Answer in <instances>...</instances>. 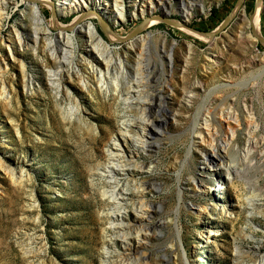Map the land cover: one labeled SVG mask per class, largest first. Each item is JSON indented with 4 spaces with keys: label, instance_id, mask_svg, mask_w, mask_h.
<instances>
[{
    "label": "rangeland",
    "instance_id": "obj_1",
    "mask_svg": "<svg viewBox=\"0 0 264 264\" xmlns=\"http://www.w3.org/2000/svg\"><path fill=\"white\" fill-rule=\"evenodd\" d=\"M17 1L19 6H9L11 17L2 23L4 40L14 27L26 38L21 16L25 5ZM122 1L127 18L121 23L113 25L94 0L86 2L83 14L91 15L87 20L104 38L116 34L117 47L134 36L156 33L144 58L149 81L143 97L165 96L161 89L170 83L171 71L174 82H179L178 96L169 95L165 101L155 96L146 113L156 127L147 136L149 146L139 161L156 169L152 175L140 173L139 178L155 179V187L146 194L160 205L147 222L152 233L148 243L138 253L126 252L129 262L132 258V264H264V45L249 25L257 9L255 0H164L163 7L151 15L133 19L129 14L134 8L128 0ZM36 3L56 34L52 20L57 0ZM182 3L193 5L186 22L179 13ZM200 4L203 12L198 10ZM259 7L257 36L264 37V0ZM78 14L80 10L60 17V22L67 25ZM150 17L158 22L131 35ZM225 18L227 22L219 28ZM215 29L214 38L199 33ZM160 35L166 40L162 42ZM19 57L27 71L35 74L37 86L43 76L34 67V57L21 50ZM12 66L7 69L12 87L9 104L0 99V160L25 174L14 182L0 167V264H103L102 200L91 173L117 134L123 106L115 103L113 91L95 95L83 91L79 110L89 126L67 122L54 92L41 88L29 94L21 85L19 67ZM204 122L216 130V148L225 145L227 125L236 131L225 153L234 183L209 194V199L200 195L198 183L190 179L205 180L201 152L195 148L199 146L196 133ZM246 147L250 152L243 159ZM190 148L193 154L188 157ZM201 206L208 210L202 217L196 213Z\"/></svg>",
    "mask_w": 264,
    "mask_h": 264
},
{
    "label": "bare ground",
    "instance_id": "obj_2",
    "mask_svg": "<svg viewBox=\"0 0 264 264\" xmlns=\"http://www.w3.org/2000/svg\"><path fill=\"white\" fill-rule=\"evenodd\" d=\"M36 1L38 0H20V4L25 5L21 16L22 25L26 28V38L15 27L10 31L6 40L0 37V99L9 104L12 87L7 69L15 64L20 69L23 89L29 94L41 88L53 91L56 106L63 120L67 122H82L89 126L80 115L81 92L84 91L90 95L114 92L115 103L123 106L120 111L121 121L116 128L117 134L111 137L105 146L103 160L94 167L91 178L92 185L99 192L102 200V263L132 264V258L129 262L126 254L130 250L138 253L144 243H148L152 233H149L150 228L147 222L152 212H155L160 205L149 199L146 194L149 187H155V179L153 177L148 180L139 178L140 173L152 175L156 169L154 164L150 166L151 163L147 162L149 165L146 166L139 161L140 154L149 146L147 136H150L152 128L156 127L154 121L146 113L157 94L154 96L150 94L146 98L142 96L147 88L146 83L149 81L148 67L144 59L147 44L156 33L148 32L134 36L121 47H117L115 41L119 38L116 34L110 33L104 38L95 24L87 20L91 15L83 14V8H86L85 4L88 0H57L58 7L54 10L52 20V27L56 30V34L53 35L50 23L43 17L41 7ZM214 1L209 0L208 3ZM94 3L102 15L111 19L113 25L127 18L122 0H94ZM128 3L134 8L129 14V17L133 19L137 16L151 15L154 9L163 7L162 4L165 2L164 0H128ZM11 5L17 8L19 3L17 0H0V32L3 21L11 17L7 11ZM192 7V3L181 4L179 13L184 22L189 18ZM256 8L249 25L254 35L258 37L259 4ZM203 9V5L200 4L199 12H203ZM79 10L81 14L76 15L69 24L63 25L60 22V17L69 16L72 12ZM239 10L244 16V11ZM235 13L231 14V18ZM26 19L27 21H24ZM156 22H158L157 17L144 19L141 29H147ZM178 28L189 32L181 24ZM160 37H162V42L166 40V36L160 35ZM247 38L255 40L251 35ZM187 45L191 48L190 44ZM20 50L29 51L34 57V67L42 70L43 81L37 82V86L34 85L35 74L27 71L23 57H19ZM174 80V74L171 71L170 83H166L161 89L166 95L158 94L157 99L165 101L169 95H179V82L177 80L174 82ZM189 92L191 91H187ZM132 102L134 104H131ZM132 113L134 117L130 115ZM171 116L175 117L173 113ZM229 118L226 116L224 119L227 121ZM208 123L204 122L203 129L196 133L199 146L195 147L201 152V169L205 172V180L196 181L193 177L190 178L193 184L198 183L197 187L203 197H208L214 192L216 193L213 195H216L224 190L225 185L230 186L234 183L232 182L234 170L226 160L225 153L227 152L226 145L235 140L236 131L234 127L227 125L225 145L221 140L222 146L216 148L213 145L216 130ZM192 152L190 148L188 157L192 156ZM249 152L250 148H244L241 152L243 159L247 158ZM262 153L264 154V150ZM172 166L176 167V164L172 163ZM0 167L14 182L24 177L23 170L14 172L1 160ZM221 169L224 172L221 173ZM178 195V198H181L182 192ZM196 209L197 216L208 211L206 206ZM222 212L227 214L225 208H222ZM136 264H143V262L138 261Z\"/></svg>",
    "mask_w": 264,
    "mask_h": 264
},
{
    "label": "water",
    "instance_id": "obj_3",
    "mask_svg": "<svg viewBox=\"0 0 264 264\" xmlns=\"http://www.w3.org/2000/svg\"><path fill=\"white\" fill-rule=\"evenodd\" d=\"M242 1H243V0H238L239 3H241ZM260 1H261V0H255V6H257L258 4H260ZM227 19H228V18H225L224 21H222V23L219 25V28H221V27L227 22ZM140 27H141V25H139L137 28H135V29L131 32V35L137 33V32L139 31ZM219 28H218V29H219ZM218 29H215V30L212 31V32H199V33L203 34V35L206 36V37L214 38V36H215L216 32L218 31ZM197 32H198V31H197ZM257 38H258L259 42H260L261 44L264 45V37L258 36Z\"/></svg>",
    "mask_w": 264,
    "mask_h": 264
}]
</instances>
